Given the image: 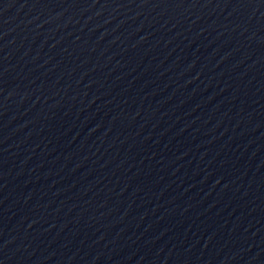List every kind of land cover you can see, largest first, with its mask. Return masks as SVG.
<instances>
[{
    "label": "water",
    "instance_id": "95a60500",
    "mask_svg": "<svg viewBox=\"0 0 264 264\" xmlns=\"http://www.w3.org/2000/svg\"><path fill=\"white\" fill-rule=\"evenodd\" d=\"M0 264H264V0H0Z\"/></svg>",
    "mask_w": 264,
    "mask_h": 264
}]
</instances>
